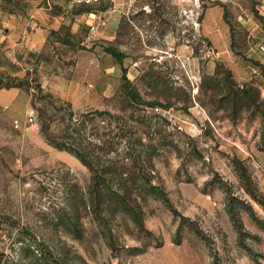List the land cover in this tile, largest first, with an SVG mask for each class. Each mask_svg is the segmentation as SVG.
<instances>
[{
    "label": "rangeland",
    "instance_id": "374dc122",
    "mask_svg": "<svg viewBox=\"0 0 264 264\" xmlns=\"http://www.w3.org/2000/svg\"><path fill=\"white\" fill-rule=\"evenodd\" d=\"M71 6L60 67L87 49L121 86L74 106L0 71V264H264V0Z\"/></svg>",
    "mask_w": 264,
    "mask_h": 264
},
{
    "label": "crops",
    "instance_id": "0c3cea01",
    "mask_svg": "<svg viewBox=\"0 0 264 264\" xmlns=\"http://www.w3.org/2000/svg\"><path fill=\"white\" fill-rule=\"evenodd\" d=\"M117 9L109 4L99 10L108 32L121 18ZM76 15L71 0H0V71L36 72L41 86L61 92L74 106L90 103L96 93L109 97L116 92L120 69L115 62L101 63L94 52L83 49L68 70L60 67L65 56L56 45L64 43L52 36L65 26L73 34L79 31L84 16ZM20 89L1 87L0 95L13 97Z\"/></svg>",
    "mask_w": 264,
    "mask_h": 264
},
{
    "label": "built area",
    "instance_id": "2783aa9c",
    "mask_svg": "<svg viewBox=\"0 0 264 264\" xmlns=\"http://www.w3.org/2000/svg\"><path fill=\"white\" fill-rule=\"evenodd\" d=\"M74 3L76 4H88V5H94L98 2H100V0H72ZM35 120V115L34 112L31 111L28 116H27V120L26 122L32 123ZM15 126L19 127L20 126V121L18 119L14 120Z\"/></svg>",
    "mask_w": 264,
    "mask_h": 264
},
{
    "label": "trees",
    "instance_id": "16d2710c",
    "mask_svg": "<svg viewBox=\"0 0 264 264\" xmlns=\"http://www.w3.org/2000/svg\"><path fill=\"white\" fill-rule=\"evenodd\" d=\"M11 86H17V85H16V84H10V83H7V82L4 83V82H2V81L0 80V88H1V87H7V88H8V87H11ZM81 157H82V156H81ZM82 159H83L84 161H87V163H88V165L90 166V168L93 169L91 163H90L88 160H86V158L82 157Z\"/></svg>",
    "mask_w": 264,
    "mask_h": 264
}]
</instances>
